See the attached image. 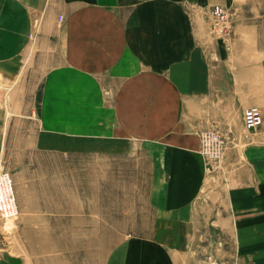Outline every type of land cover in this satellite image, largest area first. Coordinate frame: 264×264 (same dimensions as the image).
Here are the masks:
<instances>
[{
    "label": "crops",
    "instance_id": "obj_1",
    "mask_svg": "<svg viewBox=\"0 0 264 264\" xmlns=\"http://www.w3.org/2000/svg\"><path fill=\"white\" fill-rule=\"evenodd\" d=\"M230 2L69 0L73 8L60 21L43 17L34 39L36 17L28 5L0 0V162L8 126L19 115L18 102L27 99L16 90L23 78V86L29 84L26 62L33 54L57 52L61 63L46 73L37 96L36 149L64 151L71 137V148L80 152L84 146L76 138L83 121L91 139L86 147L129 155L134 151L138 162L151 161L148 202L156 214L153 229L167 230L169 237L142 238L141 246L157 251L158 246L184 245L187 250L193 244L195 216L208 177L199 132L215 129L240 147L244 111L256 105L264 109L256 64L236 63L233 52L210 43L203 17L212 6ZM86 116L87 124L80 120ZM66 117L72 119V135L66 134ZM245 143L239 159H228L229 180L234 183L226 195L228 215L211 226L231 230L236 264H264V153H257L264 142ZM25 181V219L52 217L60 211L53 207L56 198L49 196L56 180L52 188L41 185L46 194L42 198L36 195V176ZM65 188L72 213L79 215V186L73 182L60 189ZM2 256L17 262L9 252ZM159 256V264L168 262L164 253ZM149 264H158L156 254Z\"/></svg>",
    "mask_w": 264,
    "mask_h": 264
},
{
    "label": "rangeland",
    "instance_id": "obj_2",
    "mask_svg": "<svg viewBox=\"0 0 264 264\" xmlns=\"http://www.w3.org/2000/svg\"><path fill=\"white\" fill-rule=\"evenodd\" d=\"M67 1L17 0L21 5L26 3L36 17L34 39L40 33L43 17L55 16L60 21L73 8ZM215 6L207 11L208 17H203L207 20V27L209 25L210 43L223 45L233 52L236 63H255L258 89H264V0H231L228 5H220L228 15L227 28L221 32L213 15ZM60 63L57 52L33 54L32 60L26 62L25 74L29 84L23 86V78L21 86L16 87L19 97L27 99L18 102L16 109L20 116L13 117L8 126L6 152L0 162V171L9 173L13 180L19 213L14 218L0 217V253H11L17 262L11 263L2 256L0 264H149L154 254L159 264L160 253L166 255V264L175 261L174 264H236L231 230H215L211 223L228 215L226 195L234 184L229 180L232 167L228 159H239L245 142L249 140L264 142V109L256 105L262 112V125L253 131L245 127V132L240 135V147L217 130H206L217 132L222 137L224 151L222 157L212 159L200 149L207 164L208 177L195 216L193 244L187 250L184 245H178L158 246L154 251L151 245L141 246L140 239H168L169 231L153 229L156 214L148 202L151 161L138 162L134 151L129 155L86 147L91 139L83 121L79 138H76L84 146L80 152L71 148V137L66 139L64 151L36 149L39 127L35 114L39 107L37 96L46 73ZM30 114L31 118L25 117ZM52 120L55 119H50V122ZM80 120L86 124L90 121L88 117ZM49 127L53 128V125ZM65 131L70 135L74 132L71 118H65ZM259 147L264 146H258L257 153H264V149ZM25 163L29 166H24ZM54 175L57 178L54 179ZM35 176L39 198L46 195L41 192V185L52 188L53 180H56V188L51 189L52 195L49 196L56 198L53 207L60 211L52 217L39 214L25 219L21 213V205L29 191L25 180ZM42 176L46 178L42 180ZM73 182L80 188L79 215L72 213L73 203L67 196L68 189H60L62 185L72 187ZM175 249L177 253L173 258L171 253L175 254ZM140 254H145V258H140ZM168 255L171 258H167Z\"/></svg>",
    "mask_w": 264,
    "mask_h": 264
},
{
    "label": "built area",
    "instance_id": "obj_3",
    "mask_svg": "<svg viewBox=\"0 0 264 264\" xmlns=\"http://www.w3.org/2000/svg\"><path fill=\"white\" fill-rule=\"evenodd\" d=\"M213 15L218 30L225 31L228 15L224 7L217 5ZM62 19V17L60 18ZM263 116L259 107L251 106L244 111V123L247 130L253 131L262 125ZM201 152L210 158L219 159L223 155L224 141L217 132L200 133ZM18 204L14 184L9 173L0 171V217L14 218L18 215Z\"/></svg>",
    "mask_w": 264,
    "mask_h": 264
}]
</instances>
